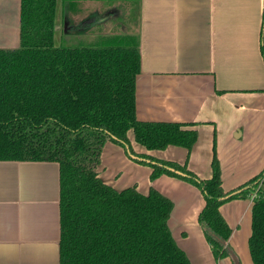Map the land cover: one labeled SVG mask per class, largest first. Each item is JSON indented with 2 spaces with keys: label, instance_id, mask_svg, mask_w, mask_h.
<instances>
[{
  "label": "crops",
  "instance_id": "obj_1",
  "mask_svg": "<svg viewBox=\"0 0 264 264\" xmlns=\"http://www.w3.org/2000/svg\"><path fill=\"white\" fill-rule=\"evenodd\" d=\"M56 31L58 45L100 46L118 37L137 43L138 120L196 125L190 151H148L130 131L136 153L186 163L207 180L215 147L226 192L264 172V0H58ZM20 32L21 0H0V49L19 48ZM128 158L108 142L98 167L103 181L119 191L155 189L168 197L174 203L169 227L191 264H234L230 257L217 261L206 240L198 222L205 206L201 191L167 175L151 180L150 167ZM107 161L113 170L114 162L125 161L132 172H108ZM254 199L220 207L232 229L228 245L241 264H254ZM60 237L59 164L0 161V264H60Z\"/></svg>",
  "mask_w": 264,
  "mask_h": 264
},
{
  "label": "trees",
  "instance_id": "obj_2",
  "mask_svg": "<svg viewBox=\"0 0 264 264\" xmlns=\"http://www.w3.org/2000/svg\"><path fill=\"white\" fill-rule=\"evenodd\" d=\"M58 0H21V44L0 49V161H49L60 166V264H191L169 219L174 203L155 189L116 190L98 173L105 145L121 146L134 162L196 186L205 199L198 222L217 261L230 257L232 235L220 212L230 201L255 195L249 249L264 264V172L226 192L213 149L212 177L187 164L136 153L128 134L148 151H190L195 124L140 121L136 79L138 44L58 45ZM264 54V44H262Z\"/></svg>",
  "mask_w": 264,
  "mask_h": 264
},
{
  "label": "rangeland",
  "instance_id": "obj_3",
  "mask_svg": "<svg viewBox=\"0 0 264 264\" xmlns=\"http://www.w3.org/2000/svg\"><path fill=\"white\" fill-rule=\"evenodd\" d=\"M136 36V35H135ZM134 36V37H135ZM83 42V41H82ZM91 42V41H90ZM88 43V42H87ZM83 46H90V45H83ZM129 138H131V140H130V142H131V144H132V147H133V143L132 142H135V141H133V134H129ZM134 149V148H133ZM128 161L131 163V162H134V161H132V160H130L129 158H128ZM107 163H108V172H115L116 170H118V172L120 173V175L121 176H123V177H128L130 174H131V169H132V167L129 165V164H127L125 161H123V162H114V165L115 166H117V168L115 169V170H113L112 168H110L111 166H113V163H109L108 161H107ZM134 163H136V162H134ZM133 164V163H132ZM136 164H138V163H136ZM138 165H140V164H138ZM142 166V165H141ZM136 173V175L138 176V174L139 173H137V172H135ZM196 174V173H195ZM197 175V174H196ZM198 176V175H197ZM199 177V176H198ZM200 178V177H199Z\"/></svg>",
  "mask_w": 264,
  "mask_h": 264
}]
</instances>
